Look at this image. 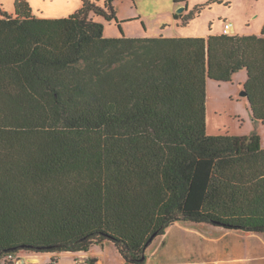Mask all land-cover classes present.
Segmentation results:
<instances>
[{
  "label": "trees",
  "instance_id": "obj_1",
  "mask_svg": "<svg viewBox=\"0 0 264 264\" xmlns=\"http://www.w3.org/2000/svg\"><path fill=\"white\" fill-rule=\"evenodd\" d=\"M117 1L81 0L57 19L36 18L26 0L0 12V264L25 253L54 264L105 243L145 264L176 223L264 235L260 137L208 136L205 117L207 81L243 70L264 124V25L107 38L94 18L120 30ZM202 8L173 18L187 24Z\"/></svg>",
  "mask_w": 264,
  "mask_h": 264
},
{
  "label": "rangeland",
  "instance_id": "obj_2",
  "mask_svg": "<svg viewBox=\"0 0 264 264\" xmlns=\"http://www.w3.org/2000/svg\"><path fill=\"white\" fill-rule=\"evenodd\" d=\"M36 18H66L81 7V0H26ZM97 1L99 5L103 0ZM120 30L114 21L101 17L94 20L104 27V37L118 38L121 33L128 38H189L206 37L221 32L224 23H230V33L259 34L264 25V0H187L184 6H176L172 0H119L114 4ZM197 7L199 13L182 24L173 14H186ZM13 0H0V12L13 14ZM246 72L235 73L228 83L208 80L206 84V134L208 136L229 135L247 137L256 134L264 149V124L254 120L247 97L242 96ZM159 237L152 242L157 241ZM109 245V244H106ZM147 255V253H146ZM35 256L20 255L25 264H43L46 255H36L38 262H31ZM72 257L61 256V264H69Z\"/></svg>",
  "mask_w": 264,
  "mask_h": 264
},
{
  "label": "crops",
  "instance_id": "obj_3",
  "mask_svg": "<svg viewBox=\"0 0 264 264\" xmlns=\"http://www.w3.org/2000/svg\"><path fill=\"white\" fill-rule=\"evenodd\" d=\"M259 34H241L236 28L229 35ZM146 253L145 264H264V235L228 231L208 225L176 223L157 241L151 242ZM66 254L72 257L69 264H83L89 258L95 259L96 264H125L110 243L92 246L88 252L60 254L54 264H61V256ZM29 255L32 258L35 256L31 262L39 261L36 255H46L47 260L43 264H50L53 257L52 254ZM19 261L25 264L24 259L20 258Z\"/></svg>",
  "mask_w": 264,
  "mask_h": 264
},
{
  "label": "built area",
  "instance_id": "obj_4",
  "mask_svg": "<svg viewBox=\"0 0 264 264\" xmlns=\"http://www.w3.org/2000/svg\"><path fill=\"white\" fill-rule=\"evenodd\" d=\"M231 29V24L230 23H224L222 33L223 34H228Z\"/></svg>",
  "mask_w": 264,
  "mask_h": 264
},
{
  "label": "water",
  "instance_id": "obj_5",
  "mask_svg": "<svg viewBox=\"0 0 264 264\" xmlns=\"http://www.w3.org/2000/svg\"><path fill=\"white\" fill-rule=\"evenodd\" d=\"M185 10H186V7H182V8H180V9L178 10V12L180 13V12H183V11H185ZM241 95L246 97V93H245L244 90L242 91ZM18 264H23V262H22V261H19Z\"/></svg>",
  "mask_w": 264,
  "mask_h": 264
}]
</instances>
